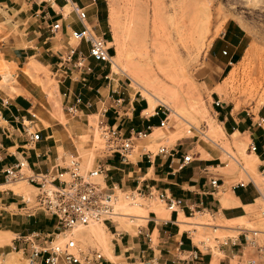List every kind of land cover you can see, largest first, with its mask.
Segmentation results:
<instances>
[{"label":"rangeland","instance_id":"rangeland-1","mask_svg":"<svg viewBox=\"0 0 264 264\" xmlns=\"http://www.w3.org/2000/svg\"><path fill=\"white\" fill-rule=\"evenodd\" d=\"M67 8L65 7V10ZM0 11L6 13L3 8H0ZM99 11L106 14L105 20L101 21V27L105 28L107 38L111 41L113 66L108 78L102 75H89L84 85L77 82L71 84L72 88L81 91L82 101L88 99L91 103L85 109L89 115L68 119V123L72 120L74 124L81 127L75 135H72L69 149L76 148L86 166L89 165L92 156L97 157L103 154L100 148L103 140L96 124L100 120L96 99L99 94H106L107 81L109 92L111 88H115L117 91L112 92L113 96L123 97L119 106L121 118L124 111H127L130 100L133 106H138L144 101L143 108L148 107L147 99L150 97L154 99L155 105L158 102L165 104L169 112L167 125L161 128L154 127L151 133L139 139L128 157L134 160L137 152L140 151V146L155 150L159 144L167 146L173 144L182 151L188 148L189 152L197 156L196 158L208 157L210 154L219 155L220 160L217 158L210 160L213 165L218 162V166L211 170L218 172L220 181L222 180L224 185L219 188L217 194L215 193V197L211 198L208 212L199 211L191 215L185 213L189 217L187 231L179 232L189 244L192 240L202 250L204 246L200 240H205L207 255L212 247L211 264L222 263L225 259H221L223 253L222 255L219 253L221 249L215 246L213 236L220 238L223 235L235 233L233 227L236 224L252 225L253 221L249 219L250 214L254 212L260 201V198L252 200L253 205L245 207L240 212L244 215L243 218L226 219L228 217L225 218L221 211L217 210L219 203L216 197L220 199L222 206L232 205L233 195L230 193V185L239 178L246 180L245 174L237 166V159L259 188L264 191V174L259 173L256 168L259 161L255 154L245 149L249 140L247 133L225 134L220 123L222 118L218 117L220 113L228 116L230 112L233 115L245 114V110L249 113L254 112L264 99V0H97V12ZM231 20H234L246 34L244 42L234 52H232L233 47L228 44L216 45L213 48V43L220 35L225 23ZM24 21V18L8 15L6 18H0V46L3 39L14 44H25L29 35L24 33L22 27L26 25ZM49 43L55 42L47 41L43 45L46 47ZM56 47L58 43L24 58L23 63L18 66L6 60V54L3 57L0 47V98L11 100L16 95L24 94L29 98L28 105L32 104L31 109L39 117L38 126L46 124L45 120L48 118L56 122V126L61 125L66 123V118L69 117L64 108L67 100L59 94L51 72L57 59L51 49ZM233 54H237L234 61L231 57ZM225 61L228 62L225 63ZM108 70L106 66L101 73ZM23 87L29 89L30 93ZM216 99L218 104L214 105L212 100ZM173 110L177 111L180 117L175 115ZM151 111H145L143 114H149ZM114 114L108 111L106 121L114 120L112 117ZM130 116L135 119L130 122L134 124L137 122V127H142L141 123L144 122L140 121L139 113H134L132 110ZM10 123L13 127L19 125L14 120ZM189 123L203 128L205 134L215 140L223 152L209 144L203 137L196 139L195 136H187L185 129ZM8 134L5 136L0 133L2 145L8 142L12 145L6 147L0 145V165L13 162L19 156L17 151L26 150L25 147L17 145L22 142V134L18 130L14 128ZM176 143L178 145H175ZM207 151L210 153L208 154ZM60 152L61 149L58 147V153ZM104 158L103 161H105ZM197 162L200 161L194 159L186 164L192 173H196L197 169L189 165ZM137 163L141 166L139 174H142V171H145L143 168L145 161L142 159ZM113 164L123 166L124 174L110 167L107 170L106 182L117 181L120 185V177L123 176L122 189L133 187L136 183L134 171L126 175V169H130L131 163H119L114 156ZM133 168L136 170V164H133ZM185 168L186 166L180 167L179 171L171 174L174 176L171 179L174 183L171 184L168 183L169 174L160 179L164 177L161 170L156 167L155 172L159 174L155 176L150 168L143 183L156 182L158 186L170 184L173 186L171 188L174 194L190 195L194 198L196 196L194 190H197V187L190 186L194 182L190 180L180 182L186 178L187 169ZM24 171L28 170L24 169ZM151 177L154 179H150ZM21 179L23 178L5 180L0 171V183H3L0 184V192L6 196L7 200L12 199L15 202V205L6 207V210L0 209V229L9 228L11 232L0 231V264H26V244L21 237L17 238V235L26 234L30 230L50 231L54 227L53 218L34 209L36 189L29 182ZM115 192L122 196L121 190H115ZM11 195L15 198H11ZM122 198L131 206L117 208L119 205L116 201L114 207L117 211L113 216L112 225L106 228L103 222L97 221L80 227L78 231L80 242L84 248L96 249L106 258L103 250L106 246H109L111 253L121 254L115 259L116 261L108 257L106 260L109 264L117 262V264H150L149 262L153 261H147V259L151 257V249L142 243L140 234L135 235V223L131 222L132 216L136 214L134 209L136 205H141L151 218L154 216L151 213V208L154 206L160 212L169 211L164 207L163 202L156 198L145 201H128L123 196ZM31 211L34 212L27 214ZM174 216V214L171 215L173 221L176 218ZM170 224L175 231L179 229L176 223ZM113 225L121 230V243H115L113 238L115 235L111 234L114 230ZM141 225L150 230L153 221L149 219L147 223L145 221ZM100 230L105 232L102 237L98 235ZM159 231L158 236L156 229H153L151 246L156 255L163 256L162 254L168 253L164 245L170 244L173 247L175 242L173 238L163 241L160 228ZM91 232L97 233L98 236L90 237ZM187 232L191 240L185 236ZM207 237L209 239L206 241ZM10 241H12L11 244ZM142 249H144L143 252ZM141 253L143 256H140ZM170 257L169 253L167 258Z\"/></svg>","mask_w":264,"mask_h":264},{"label":"built area","instance_id":"built-area-1","mask_svg":"<svg viewBox=\"0 0 264 264\" xmlns=\"http://www.w3.org/2000/svg\"><path fill=\"white\" fill-rule=\"evenodd\" d=\"M26 1L30 5V16L33 22L37 23V29L45 30L44 42H52V40L55 42L49 43L45 49L58 43V47L51 49L57 56L51 72L57 90L62 86L58 92L67 100L64 108L68 116H77L78 105L88 106L91 102L88 99L82 101L81 91L72 88L71 84L77 82L84 85L89 75H102L108 78L111 71L113 55L109 51L111 41L107 38L105 28L101 27L97 12V0L83 2L77 0ZM65 5L68 6L66 10L64 9ZM106 66L109 68L108 72L101 73ZM108 85L107 81L106 94H99L96 99L97 113L100 115V120L96 124L103 140L100 147L103 154L97 157L92 156L88 166L83 164L80 154L74 148V150L61 149L60 154H55L53 162L44 171L29 168L26 159L22 156L16 157L13 162L0 169L5 180L23 178L29 182L36 189L34 209H38L44 215L54 219V227L50 231L30 230L26 234L17 235V238L21 237L26 244V264H102L103 260L107 258L96 249L84 248L80 242L78 231L80 227L97 221L103 222L106 228H109L110 224L112 225L113 216L117 211L114 207L118 199L115 190H121L122 196L128 201H145L155 198L161 200L169 213L173 212L176 217L178 211L189 215L194 214L195 211L208 212L207 208H210L211 198L215 197L218 187L222 184L218 172L211 170L218 165V162L215 165L213 163H196L197 169L205 173L207 187L199 191L194 190L196 193L194 198L190 195H176L169 188L160 187L155 183H142L143 179L139 177L136 178L133 187L125 189H122V181L120 185L116 181L107 183V170L111 167L106 162L107 158L116 155L120 163L133 162L128 155L134 150L137 141L151 133L154 127L166 126L169 115L166 105L158 102L149 114H143L142 108L139 110L141 121H144L142 127L138 128L132 125L125 129L121 123L116 122L120 117L119 106L123 97L113 96L112 92L117 90L111 88V92H109ZM212 102L217 105L218 99L212 100ZM31 108L32 104L30 103L24 112L10 113L9 117L0 112V133L8 136V132L10 133L15 128L22 134L21 144L26 149L35 145L40 138L41 130V126H38L37 122L39 117ZM133 108L130 100L123 116L130 117ZM108 111L115 113L112 116L114 118L112 122L106 121ZM245 113L249 117L253 116V113H249L247 110ZM149 116H156V123L148 122ZM12 120L18 122L19 125L13 127L10 123ZM254 120L257 124H262L264 121L262 116H256ZM186 126L187 136H195L196 139L203 137L209 144L223 152L219 144L205 134L203 128L192 123ZM245 149L258 157L264 153V146L258 151L253 139L248 140ZM136 156L139 162L142 159L147 162L145 170L158 157L162 159L159 165L166 162L171 173L191 163L194 159L200 161V158H196L197 156L189 152L188 148L182 151L177 146L174 147L173 144L170 146L159 144L155 150L140 146V151ZM103 157H105V161L102 160ZM217 159L220 160L219 157ZM237 166L245 174L246 180L237 179L230 185V190L246 186L248 183L257 189L238 159ZM23 168L28 171H24ZM256 168L259 173L264 174V161H259ZM63 174L64 177L61 176ZM257 194L260 201L254 212L250 214L249 219L253 221L252 225L236 224L233 227L235 233L223 235L220 238L213 236L215 246L223 252L221 259H225L224 262H218V264H264V194L259 190ZM151 213L155 215L153 210ZM149 219L153 221L151 229H146L141 224H135V235L140 234L142 243L151 249V257L147 259V261H153L149 262L150 264H208L211 250L207 255L205 241L200 240L204 246L202 250L198 244L192 242L188 232L185 234L191 240L188 248L181 247L183 240L179 235L175 239L170 258L162 257L160 254L156 255L151 246V234L157 219L154 216L147 217L146 223ZM162 220L163 223L166 222V219ZM113 227L114 230L111 234L115 235L113 238L117 242L122 237L121 230L116 229L114 225ZM156 231L159 236L157 229ZM161 232L163 241H166L170 237V232L166 229H161ZM208 248L210 249V246ZM143 250L141 251L143 252ZM140 256H143V253Z\"/></svg>","mask_w":264,"mask_h":264},{"label":"crops","instance_id":"crops-1","mask_svg":"<svg viewBox=\"0 0 264 264\" xmlns=\"http://www.w3.org/2000/svg\"><path fill=\"white\" fill-rule=\"evenodd\" d=\"M79 2H83V1H79ZM23 4H24V7H23ZM0 8H3V10L6 12V13H3L2 11H0V18L2 17L6 18V15H8L9 17L14 16L20 19L24 18L25 19L24 22L26 23V25L22 27L24 28V33L26 35H29L28 38L25 40L24 45L14 44L10 42L9 40L3 39V43L1 44L0 47H1V53L3 57H4V54H6V57H5L6 60H10L16 66H18V64L23 63L24 58L28 56H32L46 48L43 45V43H45L44 38H43L45 35V30L37 29V23L33 22L30 16V5L26 0H0ZM245 36L246 34L243 32L242 28L234 20L228 21L225 23L224 27L222 28L220 32V35H218V38L213 43V48L216 45L219 46L220 44H228L229 46L233 47L232 52H234V50L240 47L242 42H244ZM227 62L228 61H225V63ZM23 89L26 92L30 93L28 91L29 89H27L26 87H23ZM58 91H60V88L58 89ZM28 103H29V98L25 97L24 94L16 95L12 97L11 100H7L6 98H0V112L2 113V110L4 109L5 113H2V114L6 116L9 115L10 113L20 114L28 106ZM134 103L139 104V102H134ZM86 108L87 106H84L83 104L81 106L80 104L78 105V115H77L78 118H81L82 116H85V115H89V113L85 111ZM147 108H142L141 112L144 113L145 110H147ZM138 113L139 111L137 112V114ZM252 113H253V116L249 117L248 115H246V113L233 115L230 112L228 116L223 115L222 119L220 120V123H221V127L225 134L232 135L235 131H238L240 134L246 132L248 139H253L255 142L258 141L259 147L261 149L264 146V121L262 124H257L254 119L256 116H262L264 119V99L262 103L258 106L256 111ZM127 114L129 115V112H127ZM228 117L229 119H227ZM153 118H155V116H153ZM44 119H46V117H44ZM68 119H71V117L66 118V123H61V125H57V126H56V122L50 120L49 118L46 119L45 120L46 124H43L41 126L40 138L36 141L35 145L26 150L21 149L17 151L19 153V156L17 157H21V156L24 157L28 163V167L33 170H42V171L47 170L49 166L51 165V163L53 162V158L55 154L58 153V147H60V149L62 150H70L69 147L71 145L70 142H72V135H75L81 129V127L79 125L74 124L72 120H71L72 124L68 123L69 122ZM125 119L126 121H124ZM226 119H227V123H226L227 126L231 128L230 132H227L225 130L224 121ZM132 120L135 121V119L132 118L131 116L130 117L122 116V118L120 117L119 119L116 120V122L121 123L122 127L125 129L132 125H135L137 127L138 123L136 122V124H134V122H130ZM112 121L113 120H111L110 122ZM141 122H144V121H141ZM123 124H125V126ZM234 125H238L240 129H238L237 127H234ZM21 143L17 145L22 146ZM10 144L11 143L8 142V143H5L4 146L5 147L12 146ZM0 145L1 147H4L2 145V142H0ZM207 153L209 154L210 152L207 151ZM114 156L117 157L116 155H113L107 158L108 163L110 164L111 167L122 171V174H124L123 166L120 167L119 165L113 164ZM217 157H219V155L210 154L208 157L200 158V163L210 164L211 163L210 160L217 158ZM256 157L258 161H264V153L261 155V157H258V156ZM137 162L139 161H138V157L136 156L133 162H131L130 169H126V175H130L132 171H134L136 178L139 177L142 179H146L147 177L145 175L148 174L150 168H151L152 173L155 176H158L159 173L155 172V168L158 167V169L161 170V173L164 174V177H160V179L165 178L166 174H169L170 176H168L169 178L168 183L170 184L174 183V181H171V179L174 178V176L172 175L175 174V172L171 173L169 171L166 162L163 163L162 165H159V162H162V159L157 157L154 163L151 166H149L147 170L142 171L143 172L142 174H139L141 166L138 165ZM9 163L11 162H8L6 164H9ZM6 164L5 163L1 164L0 169L3 167V165H6ZM133 164H136V170L133 168ZM145 166L143 168H145ZM185 166H186L185 169H187V174L184 173L186 175V178L180 180V182L182 181L187 182L188 180H190L194 182V183H191L190 186H196L197 191L205 189L207 187L206 180H205V173L197 169L196 164L189 165L192 168L194 167L197 169L196 173L194 172L192 173L189 167H187V165ZM176 171H179V168ZM152 178L154 179V177H151L150 179ZM122 179H123V176L120 177L121 181ZM154 183L156 184V182ZM254 183L256 184L260 192L264 194V191L259 188V186L257 185L255 181ZM0 184H3V183H0ZM147 184H151V183H147ZM170 184H165L160 187H167L169 188V190L173 191V189L171 188L173 186H171ZM223 185L224 183L222 184V186ZM235 190L233 191L230 190V193L233 195V199H232L233 204L230 206H222L220 199L216 197L219 203V207L217 208V210H220L222 215L225 218L228 217L226 219L239 218L241 216H244V215H241L240 212L244 210L245 207L253 205V201L258 198L257 197L258 190L251 183H248L246 186H243V187H237ZM10 197L15 198L13 195H11ZM10 205H15V202L12 199L7 200L6 196L2 192H0V209L2 208L6 210V207H10ZM158 212L159 213L155 212L154 218L155 219L161 218V219L156 220V223L154 224V230L155 228L158 230V232H160L159 228L168 230L170 232L169 238H173L175 242V239L178 238L179 235L181 236V232L179 231L187 230V229H181L179 225L177 224L179 229L175 231V229L171 226L170 223L172 222L176 223V220L179 218V216L184 213H182L181 211H178V215L173 221L171 220V215L173 212H170V213L169 212L164 213L160 211ZM9 213L11 212L9 211ZM184 215L186 216V214ZM162 219H166V222L163 223ZM157 223L159 224L158 226L156 225ZM9 230H10L9 228L0 229V231L7 232V233L10 232ZM121 238H119L117 242L115 241V243L116 244H118V242L121 243L122 242ZM181 238L183 240L181 247L188 248L190 246L189 242L184 241L182 236ZM11 242L12 241H10V244ZM164 246L166 247V251L168 253L162 254L163 255L162 257H167L169 253L171 254L173 252V247H171L170 244H165ZM219 253L222 255L223 252L219 251ZM112 254L114 258H118L121 256V254H115L114 252ZM211 259H212L211 261H213V258ZM102 264H109V263L107 262V260H103Z\"/></svg>","mask_w":264,"mask_h":264},{"label":"bare ground","instance_id":"bare-ground-1","mask_svg":"<svg viewBox=\"0 0 264 264\" xmlns=\"http://www.w3.org/2000/svg\"><path fill=\"white\" fill-rule=\"evenodd\" d=\"M65 7H68L67 5H65L64 6V8ZM114 56L112 55V63H111V70H112V66H113V58ZM7 68V67H6ZM31 68V67H30ZM10 71V73H11V70H9ZM25 71V70H24ZM9 76V75H8ZM10 77H11V75H10ZM147 103H148V108H147V110H145L146 112H149V111H151L152 109H153V107H154V105H155V103H154V99L153 98H148L147 99ZM175 115H177V116H179V113L177 112V111H175V110H173L172 111ZM180 117V116H179ZM238 131H235V133H233V135H236V133H237ZM256 157V156H255ZM256 159H257V157H256ZM237 161V160H236ZM243 166V165H242ZM244 167V166H243ZM246 170V169H245ZM249 174V173H248ZM250 176V175H249ZM251 177V176H250ZM252 178V177H251ZM21 180H23V179H21ZM253 180V179H252ZM254 182V181H253ZM255 184V183H254ZM256 185V184H255ZM222 186V184L218 187V190H217V192L219 191V188ZM257 187V186H256ZM258 189V188H257ZM259 190V189H258ZM216 192V193H217ZM259 192H260V190H259ZM261 193V192H260ZM120 197V198H119ZM118 198L119 199H117V203H118V205L119 206H117V208L119 207V208H129V206H131V205H128V203L127 202H124L125 200H123V198H122V196H120V194L118 195ZM26 200H28V199H26ZM116 203V202H115ZM117 205V204H116ZM158 206V205H157ZM156 206V207H157ZM155 206L154 207H152L151 208V210H153L154 212H156V213H159L158 211L159 210H157V208H155ZM133 209V208H132ZM117 210V209H116ZM134 211L136 212V214L134 215V216H132V223H135V224H142V223H144L145 221H146V219H147V217H148V214H147V212L146 211H144V209H143V207L140 205H136V208L134 209ZM195 212H199V211H195ZM194 212V213H195ZM177 215H178V212H177ZM176 215V216H177ZM159 217V216H158ZM239 218H243V216H241V217H239ZM188 219H189V217H187V216H185L184 214H181L180 216H179V218L176 220V224H178L179 225V227L181 228V229H186L187 228V221H188ZM213 227L214 228H216L215 227V225H213ZM102 229V228H101ZM101 235V237L102 236H104L105 235V232L103 231V230H100L99 232H98V235ZM97 235V233L95 234V232L93 233V232H91V233H89V236L90 237H97L98 236ZM209 239V237H207L206 238V241ZM203 241H205V240H203ZM109 246H106V248H103V250H104V254L107 256V258L108 257H110V259L112 258V259H116V258H114V256H113V254L111 253V251L109 250V248H108ZM218 248V247H217ZM220 250V249H219ZM222 251V250H221ZM211 258H212V247H211V254H210V258H209V260H208V264H211ZM116 261V260H115ZM118 263V262H117ZM116 263V264H117Z\"/></svg>","mask_w":264,"mask_h":264},{"label":"trees","instance_id":"trees-1","mask_svg":"<svg viewBox=\"0 0 264 264\" xmlns=\"http://www.w3.org/2000/svg\"><path fill=\"white\" fill-rule=\"evenodd\" d=\"M105 16H106L105 12H103V11H99L98 12V17H99L100 21H103V19L105 20ZM109 51H110V53H112V49L111 48H109ZM231 57H232V61H234L237 58V54H233ZM143 106H144V101L141 102L140 105L134 106V109H133L134 110V113H137L139 111V109L143 108ZM2 113H5V110L4 109L2 110ZM218 117H219V119H221L223 117V114L220 113ZM227 119H229V117ZM227 119L224 121V126H225V130L227 132H230L231 131V128L228 127L227 124H226L227 123ZM147 121L150 122V123H156L157 117L155 116V118H153V116H150ZM234 127H237L238 129H240L238 125H234ZM255 143H256V146H257V150L259 151L260 150L259 142L256 141ZM145 165H147L146 161H145L144 166ZM172 215H173V213H172ZM183 239H184V241H187V240H185V237Z\"/></svg>","mask_w":264,"mask_h":264}]
</instances>
